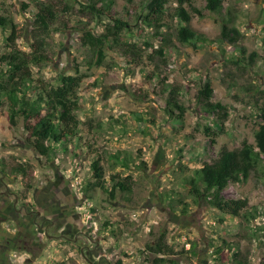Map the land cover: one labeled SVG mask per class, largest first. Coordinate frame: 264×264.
Wrapping results in <instances>:
<instances>
[{
	"label": "rangeland",
	"instance_id": "1",
	"mask_svg": "<svg viewBox=\"0 0 264 264\" xmlns=\"http://www.w3.org/2000/svg\"><path fill=\"white\" fill-rule=\"evenodd\" d=\"M148 1L0 0V16L10 17L17 33L11 42L10 32L0 27V56L17 52L29 60L24 80L21 74L14 80L27 86L26 97L57 87L61 75L82 76L75 92L76 133L45 142L44 154L32 146L29 121L18 116L11 125L0 96V165L7 166L10 189L22 205L35 206L32 194L65 184L76 198L74 216L106 257L101 264H151L149 247L157 246L165 264H264V156L255 153L248 178L221 192L224 199L246 201L243 217L220 215L189 184L194 170L214 161L221 149L254 145L264 108V0H224L220 14L207 11L204 0L183 5L188 26L205 40L218 39L221 24L230 20L240 32L236 46L178 42L175 1L166 5L161 30L143 19ZM94 7L101 8L99 16ZM115 21L126 23L122 40L135 44L133 52L106 44L97 52L102 67L88 68L91 54L82 36H98ZM155 31L170 42L163 57L155 55L160 44ZM36 54L39 63L31 60ZM6 69L0 66V73ZM5 77L0 74V81ZM206 86L212 90L209 101L199 94ZM206 102L223 105L225 119L205 112ZM116 153L129 159L128 169L116 163ZM23 162L31 166L25 183L8 173ZM94 162L105 187L117 175L128 192L110 198L94 187L84 195L83 188L94 182ZM18 226L11 219L1 225L14 235ZM73 237L39 233V247L27 241L0 264H88L79 250L84 244Z\"/></svg>",
	"mask_w": 264,
	"mask_h": 264
},
{
	"label": "trees",
	"instance_id": "2",
	"mask_svg": "<svg viewBox=\"0 0 264 264\" xmlns=\"http://www.w3.org/2000/svg\"><path fill=\"white\" fill-rule=\"evenodd\" d=\"M170 0H149L146 5V14L143 16L144 21H150L154 23L156 30H161L162 26L160 21L164 16L166 5ZM175 1L177 8L175 9L176 16L180 21L179 28L176 31V38L178 42L182 44L186 43H228L232 46H236L239 38L240 32L231 25V21L223 22L221 24L220 33L218 39L214 41L205 40L201 35L190 29L188 26L190 22V16L188 12L184 9L183 5L187 3V0H173ZM205 9L214 14H220L223 9L224 0H204ZM238 1V0H234ZM131 2V0H127ZM111 2L107 3L109 7ZM94 11L99 16L101 8H93ZM43 21V18H41ZM0 27L4 30L10 32L8 37L9 41H14L16 39V25L13 23L12 19L8 16H0ZM126 23L115 21L114 25H108L105 28L104 33L94 36L89 32H85L81 38L82 45L88 48L91 54L89 62L87 63L88 68L92 67H102V57L97 56V52L104 47V45L111 43L115 47L125 50V52H133L132 49L135 48V44H131L127 41L122 40V33L126 30ZM155 36L160 38V44L155 50V55L158 57H163L166 53L167 48H170V42L163 33H158L155 31ZM149 46L148 43H145ZM238 51L241 54L245 53L244 48H239ZM134 54V58H138V55ZM95 59L92 61V58ZM41 55H32V62L39 63L41 61ZM252 59H250L251 61ZM252 62V61H251ZM29 64V60L17 54V52H11L6 55L0 56V66H5L7 69L3 71L2 75H5V79L0 81V96L3 95L7 102L8 107V117L11 125L15 124V120L18 116H23L24 119L30 122V137L34 139L33 147L39 149V151L44 154V143L53 140L55 142L65 139L68 135H74L76 133L77 118L76 111L78 109V101L75 98V92L78 89L82 76H65L61 75L59 77L60 84L53 88L44 89L37 92L33 98L26 97L27 86L19 85L15 83L16 74L20 75L19 80H24L22 73L26 70V66ZM199 94L206 100L209 101L211 98L212 90L207 86L199 91ZM174 106L177 110L182 113L183 107L179 105L176 101ZM203 109L207 113H211L218 118L225 119L226 110L220 103H208L206 102ZM45 112L42 115V112ZM259 120V125L254 131V145L243 143L240 148L235 150H228L223 148L219 151L216 159L211 163L204 164L199 169L194 170L193 176L189 179V184L191 185V192L196 197L203 198L211 207H213L222 216H231L234 218L243 217L244 211L246 209L245 200H227L222 198L221 192L226 188L230 182H235L239 179L246 180L249 174L253 170L252 157L255 153L264 156V108L259 109L257 115ZM32 124V125H31ZM58 124L62 125L59 129ZM114 159L116 163L123 169L129 168V159L126 157H120L116 153ZM143 164V163H142ZM1 170H3L6 165L2 164ZM94 171V182L92 184H87L83 188V194L90 188L97 187L106 193L110 198H114L115 192L125 193L130 189L128 183L123 179H120L117 175L111 177V182L113 183L110 188L105 187L101 180L102 170L98 166L97 162L91 165ZM9 174L15 176H21L22 183L30 177L31 166L30 164L15 163L10 166ZM25 183V182H24ZM69 190L64 184L61 189ZM72 201V200H71ZM19 228L14 236L20 237L23 235L27 225L19 221L17 223ZM13 235L0 232V259L6 257L9 252L16 251L20 249L19 246H24L25 242L32 243V247H39L40 243L37 238L28 239L21 236L20 242L12 238ZM26 239V240H25ZM24 248V247H22ZM149 250L154 252H161V247L157 246L155 249L149 247ZM29 253L30 251H25ZM194 255V253L192 252ZM236 257V254L233 256ZM117 264H121L118 262ZM236 264H243L240 261H236Z\"/></svg>",
	"mask_w": 264,
	"mask_h": 264
},
{
	"label": "flooded vegetation",
	"instance_id": "3",
	"mask_svg": "<svg viewBox=\"0 0 264 264\" xmlns=\"http://www.w3.org/2000/svg\"><path fill=\"white\" fill-rule=\"evenodd\" d=\"M13 183L12 179H7L5 173L0 170V232H6V229L1 225L11 219L14 223L22 222L27 225L22 232L23 235L16 237L13 235V239L16 241L21 240V236L24 238L33 239L38 238L39 233L46 238H58L67 237V235L74 234L73 242H81L84 245L80 246V254L85 257L88 264H101L106 262V257L102 253L99 242L92 240L88 234L84 231L79 221L74 216V209L76 206L75 196L71 195L70 190L61 189L64 185L61 183L58 185H48L42 189L38 196L32 194L33 205H22L20 203V197L13 192L10 187ZM40 198V199H39ZM72 200V201H71ZM176 218L173 217L174 221ZM19 228V227H18ZM83 239V240H81ZM91 242L92 249H89L85 243ZM40 243V241H39ZM41 245V243H40ZM152 256L151 264H165L164 251L154 252L149 251ZM145 262L146 259L143 258Z\"/></svg>",
	"mask_w": 264,
	"mask_h": 264
}]
</instances>
